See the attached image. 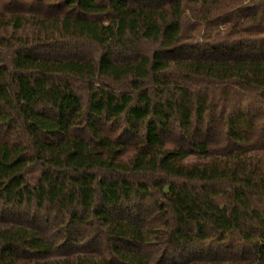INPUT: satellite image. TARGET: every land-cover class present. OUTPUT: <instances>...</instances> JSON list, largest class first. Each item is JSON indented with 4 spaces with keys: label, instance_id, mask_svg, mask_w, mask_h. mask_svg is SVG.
Segmentation results:
<instances>
[{
    "label": "trees",
    "instance_id": "obj_1",
    "mask_svg": "<svg viewBox=\"0 0 264 264\" xmlns=\"http://www.w3.org/2000/svg\"><path fill=\"white\" fill-rule=\"evenodd\" d=\"M0 264H264V0H0Z\"/></svg>",
    "mask_w": 264,
    "mask_h": 264
}]
</instances>
